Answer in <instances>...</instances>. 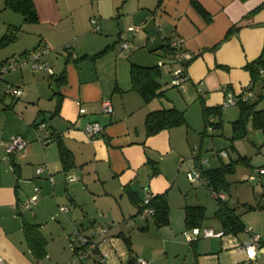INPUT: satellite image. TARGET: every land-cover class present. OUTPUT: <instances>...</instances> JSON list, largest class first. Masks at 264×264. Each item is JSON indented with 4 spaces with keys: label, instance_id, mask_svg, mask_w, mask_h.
Wrapping results in <instances>:
<instances>
[{
    "label": "crops",
    "instance_id": "0c3cea01",
    "mask_svg": "<svg viewBox=\"0 0 264 264\" xmlns=\"http://www.w3.org/2000/svg\"><path fill=\"white\" fill-rule=\"evenodd\" d=\"M134 1L32 0L37 20L30 22L0 0V40L8 30L14 34L0 41V63L46 48L37 60L53 70L50 74L23 62L0 74L3 264H61L73 255L66 244L76 230L104 224L110 231L96 241L105 264H136V256L149 264H264L262 236L258 247L245 251L237 247L238 233L198 241L183 234L185 207L205 206L201 200L206 187L216 199L203 179L188 177L201 166L213 167L202 157L205 106L224 109L231 106H222L228 91H252L264 109V79L252 81L244 67L264 47V0H196L204 14L195 0H188V11L174 23L173 32L164 23L169 18L165 0ZM92 17L98 20L97 30ZM139 23L143 27L123 47L120 41L131 38L127 26ZM174 37L190 55L187 80L180 84L172 82L171 73L178 63L160 47ZM158 61L160 92L146 100L132 87L130 65ZM8 84L20 87L21 94L12 95ZM103 100H110L112 112L103 110ZM170 107L183 111L185 123L149 133L147 114ZM89 120L103 125L102 135H86ZM40 122L50 136L44 144L35 130ZM16 134L29 141L24 150L9 152L6 142ZM254 176L264 179L259 173ZM35 187L37 199L20 208ZM146 191L166 194L167 223L156 224L152 215L127 222ZM216 218L218 230H223ZM203 220L198 225L206 226ZM142 234L148 235L144 242L164 243L158 247L164 254L152 251L148 256L135 248L132 242Z\"/></svg>",
    "mask_w": 264,
    "mask_h": 264
},
{
    "label": "rangeland",
    "instance_id": "374dc122",
    "mask_svg": "<svg viewBox=\"0 0 264 264\" xmlns=\"http://www.w3.org/2000/svg\"><path fill=\"white\" fill-rule=\"evenodd\" d=\"M133 3H135L134 0ZM166 3L168 5L169 18L164 23H166L168 31L173 32L174 23L180 20L181 14H185L188 11V0H165ZM185 17L187 18V16ZM133 34L132 31L127 32V36L131 37ZM132 37H127V40L124 41L121 40L120 44L123 42L129 44ZM163 68L166 69L167 66ZM250 100L251 102L255 101L256 109H261L262 106L259 103V98L254 99L253 97ZM210 116L213 122L212 124H208V126H211L210 129L205 125L200 133V136L203 137V143L201 145L202 157L208 159L209 164H212V166L230 164V169L224 171L227 186L225 189L227 204L239 214L240 221L245 228H250L252 232L259 233L262 236V240H264V179L262 181H259L258 177L255 180L249 179L250 175H258L254 171L256 167L264 165V128L254 124L250 116L244 122V133L240 136L233 137V121L240 116V107L238 104L225 107L221 109L219 114H211ZM223 149L228 152L226 156H220V152ZM240 156H246V159H239ZM201 201L205 205L203 221L206 224V226L201 227H209L207 225H211L210 227L217 231L221 227L215 213L218 204L207 187L205 188L204 197ZM249 206H253L254 208H249ZM211 221H216L217 225L210 224ZM74 231L75 229L68 234L72 235ZM237 233L239 238H236V244L247 240L249 234L244 229L239 230ZM146 236L148 235L142 234L141 237H135V240L138 242H132L134 247L141 248L148 256H150L152 251L153 255L164 254L163 249L158 250V247L163 246L164 243L144 242L147 238ZM202 238L204 237L199 236L197 241ZM66 247L67 249L69 248V243L66 244ZM124 247H126L125 244ZM69 256L71 259H74L75 264H97L94 256H88L82 259L78 258L76 254H70ZM69 256L61 264L67 262L70 258ZM52 264L55 263L53 262Z\"/></svg>",
    "mask_w": 264,
    "mask_h": 264
},
{
    "label": "trees",
    "instance_id": "16d2710c",
    "mask_svg": "<svg viewBox=\"0 0 264 264\" xmlns=\"http://www.w3.org/2000/svg\"><path fill=\"white\" fill-rule=\"evenodd\" d=\"M7 6H11L18 9L25 17L26 20L30 22H35L37 20V13L33 5L32 0H5ZM197 9L203 14L206 13L204 7L194 1ZM13 30H8L3 37L1 42L9 41L13 38ZM165 51V55L171 57L174 53L175 47L171 46L169 39L164 42L161 46ZM36 49V48H35ZM101 52V51H100ZM103 52V50H102ZM189 59L184 62L188 65ZM244 67L250 72L252 81L258 78L264 79V75L261 74L260 70L264 69V47L255 59L246 62ZM162 74L161 67L157 64L155 65H141L137 63H131L130 65V75L132 80V87L138 90L144 99L148 100L157 95L160 92V82L159 78ZM238 96L237 103L240 107V116L233 121L234 124V136H240L244 133V122L251 116L253 123L264 128V109H256L255 101L251 102L250 99L243 100L240 95ZM221 111L220 106H205L204 116L205 125L208 126L209 123H213L209 115L219 114ZM185 123V117L182 110L175 107L162 108L150 111L146 116V126L149 133H154L162 128H167L171 126H177ZM59 137V136H57ZM228 153V152H227ZM221 156V155H220ZM239 159H246V156H240ZM199 162V161H198ZM230 164H222L213 167H202L201 174L204 179H206V185L209 189L215 192L225 191L227 188L226 180L224 178V171L230 169ZM142 197L140 198V200ZM139 200V202H140ZM218 208L215 211L216 216L220 219L224 232L237 233L239 230L245 229V226L241 223L239 214L234 211V208L227 204V199H220L216 197ZM153 209V218L155 223L158 225H163L168 222V211L169 205L165 193L151 195L149 202L147 203ZM140 206L138 204V210ZM249 208H254L249 206ZM138 213V211H137ZM131 215L132 217L137 216ZM205 216V207L202 205H188L185 207V220L187 223V228H191L198 225L200 221ZM127 239V238H126ZM196 241V240H195ZM129 244V242H128Z\"/></svg>",
    "mask_w": 264,
    "mask_h": 264
},
{
    "label": "built area",
    "instance_id": "2783aa9c",
    "mask_svg": "<svg viewBox=\"0 0 264 264\" xmlns=\"http://www.w3.org/2000/svg\"><path fill=\"white\" fill-rule=\"evenodd\" d=\"M91 22L93 24V29L97 30L99 28L98 20L96 17L91 18ZM143 27V23L139 24H134L128 26V30L135 32L137 30H140ZM180 41L181 39L179 37H174L172 39H169V43L171 46L175 47L173 55L170 57L173 62L178 63V67L172 70V82L174 84H180L187 80V72L186 68L187 65L184 64L189 58L190 55L188 54L187 51L183 50L180 46ZM127 43L123 42L122 46L125 47ZM68 47V50L70 53H72V49L69 47V45H66ZM47 51L46 48H43L41 50H33L32 52H29L27 55L24 57L15 60V61H4L0 63V74L3 72L16 69L20 67L23 62H30L33 68H38V69H45L48 73L53 74L52 68L44 63L43 61L37 60V58L40 56L42 52ZM162 62L158 61V65H161ZM261 74H264V69L260 70ZM7 90L14 96H19L21 94V89L18 86H12L11 84L7 85ZM241 99L246 100V99H251L254 94L252 91H247L245 95H240ZM238 96L232 92L228 91L226 94L225 99L222 102V106H228V105H233L237 103ZM102 107L104 111L107 112H112V104L110 100H103L102 102ZM212 119V117H210ZM209 129L211 126H208ZM36 133H37V138L44 144L47 142V140L50 139V136H48V133H46L45 130V123L40 122L36 126ZM104 130V127L102 124H100L98 121L95 120H89L85 123L84 125V132L86 135L90 138H94L97 136L102 135ZM28 139L24 137L21 134H16L12 135L9 140L6 142V147L9 152H13L15 150H24L26 148V145L28 143ZM227 154L226 150H222L220 152L221 156H225ZM42 169V168H40ZM255 170L259 173L264 175V165L258 166L255 168ZM188 177L190 180L194 179H203L206 182V179L202 177L201 174V169L197 168L193 172H190L188 174ZM76 176H69V180H74ZM255 176L250 175L249 179L254 180ZM35 192L34 194L20 202L19 207L24 208L27 206H30L32 202H34L37 199L39 188L35 187L34 188ZM212 194L215 197H218L220 199H227L226 193L224 191L220 192H215L211 189ZM151 193L149 191H146L145 196L142 197V199L139 202V210L137 213V217L144 219L147 215H153V209L147 204L150 200ZM65 207H62L64 209ZM135 220V217L129 216L127 218V222L129 224H132ZM111 226L109 224H104L98 228H94L91 231L90 230H85V231H80L76 230L75 233L73 234V238H71V241L69 242V247L72 251L73 254H76L78 258L82 259L84 257L88 256H94V258L97 261V264H105V254L101 251L98 250L97 245L98 242L96 241L97 238L104 237L108 234L110 231ZM248 234L249 238L245 240L243 243L237 244V247L239 249L248 251L251 249H254L259 246L261 242V236L259 233L252 232L249 228L244 229ZM184 236L188 241H194L199 238V236L203 237H210V236H221L223 234L222 230H214L211 227H201V226H194L188 229H185L183 231ZM4 260L0 255V264H3ZM135 263L136 264H149L148 260L141 256H136L135 257ZM64 264H75L74 259H69L67 262Z\"/></svg>",
    "mask_w": 264,
    "mask_h": 264
}]
</instances>
